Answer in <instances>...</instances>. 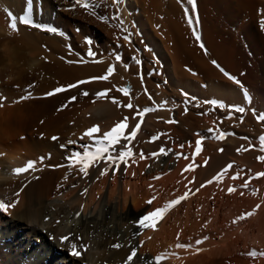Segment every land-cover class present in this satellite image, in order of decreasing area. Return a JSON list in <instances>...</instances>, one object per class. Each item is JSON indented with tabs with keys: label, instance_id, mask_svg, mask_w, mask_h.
<instances>
[{
	"label": "bare ground",
	"instance_id": "6f19581e",
	"mask_svg": "<svg viewBox=\"0 0 264 264\" xmlns=\"http://www.w3.org/2000/svg\"><path fill=\"white\" fill-rule=\"evenodd\" d=\"M94 2L108 22L75 0H0V199L19 201L0 212V264H126L133 250L132 264L161 253H168L161 264H264V256L249 255L264 252V177H258L264 121L257 119L264 114V0H195L194 8L187 0H121L119 12L112 0ZM29 3L37 21L61 31L24 25L11 31L7 13L19 17ZM189 15L198 23L189 25ZM112 65L108 80L94 79ZM79 81L87 83L47 95ZM125 87L131 97L117 91ZM105 90L108 98L97 99ZM149 107L156 110L143 117L131 142L135 155L119 170L101 175L109 165L97 161L85 177L66 167L72 152L91 143L80 140L87 129L99 125L102 134L128 117L130 131L140 120L136 109ZM219 131L235 135L214 139ZM161 148L168 154L151 155ZM28 161L37 162L36 170L15 175ZM185 192L189 198L156 230L139 227L140 218ZM64 236L70 241L62 243ZM71 243L81 256L70 254Z\"/></svg>",
	"mask_w": 264,
	"mask_h": 264
},
{
	"label": "snow or ice",
	"instance_id": "6c2138e0",
	"mask_svg": "<svg viewBox=\"0 0 264 264\" xmlns=\"http://www.w3.org/2000/svg\"><path fill=\"white\" fill-rule=\"evenodd\" d=\"M113 5L116 6V11L119 12V5L121 3V0H112ZM76 5L84 8L85 10H87L89 15L92 16H96L97 19H100L104 22H108V17L107 16H98L96 11H95V7L97 6L94 2V0H75ZM187 4L189 6H191L192 8L195 7V0H187ZM189 9L186 7L185 8V12L186 14L188 13ZM8 17L10 18V22H9V28L11 31L13 32H18L19 28L18 25H24V26H28V27H42L40 25H37L33 22V19L31 17L30 12L28 14L22 15L17 17L16 15H13L10 11L7 13ZM112 19H115L117 21H120V26H121V30L122 31H126V29L123 28V22L120 20V16L119 15H113ZM188 23L189 25H194L195 23H198V18L193 17L191 15L188 16ZM261 27H264V21H261ZM45 31H49V32H56V29L54 28H45L43 29ZM193 32H194V36L195 39L197 41H200V35L198 34V32L196 31L195 27H193ZM124 40L129 41L130 42V35H125L123 37ZM89 44H91V41H87ZM200 47L204 48L203 43H200ZM88 56H92L95 57V53L91 50V48H89V51L87 53ZM115 59L117 61L121 60V57L119 55H117L115 57ZM96 63H101L102 61H94ZM69 63H71V61H69ZM215 63V62H213ZM217 67H219L217 65ZM115 71V65H112L108 68L107 73L104 76L98 77V78H94V79H101V80H108V78L113 75ZM225 75H228L227 73H225ZM229 79H233L236 83H240L238 80H235L234 77L229 76ZM87 83V81H79L77 84H71L68 85L66 87H58L56 89H54L52 92L47 93L48 96H52L55 95L57 93H62L64 91H66L68 88H76L79 86V84H84ZM117 91L121 92L124 96H128L131 97V91L128 88H118ZM108 90H105L103 92L97 93V99L100 98H108ZM84 96L89 95L88 92H82L81 93ZM187 95V94H185ZM245 95H247V93H245ZM30 98L29 96H25L22 97V99H28ZM76 97H72V100H75ZM111 102L113 104H116L117 106L120 107H126L128 109H133L134 105L131 102H128L127 104H121L119 100L115 99V98H111ZM206 103H212L215 104V101H206ZM0 106H2V104H0ZM156 109L154 108H145L143 110L140 109H136L135 114L137 116L140 117L139 122H137L135 124V126L129 131V118L128 117H124V119L122 121H118L110 130L105 131L101 134V129L99 127V125H94L91 128L87 129L83 135L80 137V140H84L85 137L88 138V140L91 141V143L86 144L83 146V152L80 151H76V152H72L70 154L69 157H67L69 163L66 165V167H68L69 169L73 168V167H78V170L80 173H82L85 177L88 175L89 172V168L96 166L97 161H103L105 164H108L109 167H105L102 172L101 175H107L108 172L110 170H112V167L114 166L115 170H119L121 164H127L128 159L134 157V153L131 147V142L136 138L137 134L139 133V131L141 130V125L143 123V117L149 113L152 112ZM233 111L238 112V113H244L246 110L243 107H237V106H233ZM135 118V117H134ZM257 119L258 120H262L264 121V114L261 115H257ZM167 123H176L175 120H169L167 121ZM210 133L213 132V129H209L208 130ZM127 133V134H126ZM229 135H235L234 133H229V132H225V131H219L217 135H215L213 138L217 139V140H222L224 138H226ZM159 136L153 137V140L158 139ZM53 140H57L58 137H53ZM127 141V144H124L122 146V148L118 151H116V146L121 144V141ZM260 141V151L264 152V136H261L259 138ZM201 140H198L196 142V153L199 154V152L201 151ZM68 144H74L75 141L69 140L67 142ZM61 147H64V145H61ZM183 147V146H181ZM246 149H238V151H243ZM220 151L222 152L223 149H220ZM160 154L163 155H167L168 151H166L164 148H161L159 150V153H153L151 154L152 156L158 157ZM139 157L140 159H147L148 157L145 156V154L143 152L139 153ZM177 158H179V154L177 155ZM185 159H187L188 157H184ZM258 159L262 162H264V156H260L258 157ZM43 161V158H41V161ZM133 162H135V160H133ZM36 161H28L26 163L25 166L23 167H19L14 169V174L15 175H21L24 174L26 172H28L29 170H36ZM63 166V165H61ZM232 167V165H228L227 168H225L224 170H222L217 176L214 177V180L216 182H222L223 177L225 176V174L227 173V171ZM192 168V165H189L188 168L185 169V171H188L189 169ZM71 173H69L70 175ZM258 177H264V173H259ZM160 177H156V179H159ZM239 178V173H237L235 176L232 177V179H237ZM68 179V176H65V180ZM213 181H208V184H211ZM73 187H75V185H73ZM243 188H247L248 187V182H245L242 185ZM191 190H189L190 192ZM229 193H233L236 191L235 188H229ZM189 192H185L184 195L178 197L175 200H172L168 203H166L163 207L157 208L155 211H151L148 212L146 215H144L142 218L139 219L138 221V225L140 228H147V229H152V230H156L157 228V224L167 215V213L173 209L175 206L179 205L182 201L186 200L189 198ZM254 195L256 194L255 192L253 193ZM17 196H19V193L16 194ZM155 199V197H153V200ZM153 200H149L148 203L151 204L153 202ZM19 203V201H15V202H8L5 201L3 199H0V212L3 213H8L10 208H15L17 206V204ZM259 207V206H257ZM254 212H249L246 214V216L250 217L252 215H254ZM77 216H79V214H77ZM245 215H242L240 217H238V220H243L246 218ZM58 222V221H57ZM236 221H234L235 223ZM206 227V225H205ZM207 239V238H204ZM70 241V237L69 236H64L61 238V242L65 243V242H69ZM204 243V240H197L196 244H202ZM83 251H87V247L81 246ZM114 247L119 248L121 247V245L116 244L114 245ZM177 248H189L191 247V245H186V244H182V243H177L176 245ZM197 251H200L199 249ZM70 254L72 256L75 257H79L82 254L81 250H78L77 244L76 243H71V251ZM137 255L136 251L133 250L131 252V254L128 256L127 258V262L126 264H132L133 258H135ZM168 255V253H161L160 255L155 257L154 261H146V264H161V261ZM250 256L252 257H256L258 255L264 256V252H256L255 250H253L252 252L249 253Z\"/></svg>",
	"mask_w": 264,
	"mask_h": 264
},
{
	"label": "rangeland",
	"instance_id": "374dc122",
	"mask_svg": "<svg viewBox=\"0 0 264 264\" xmlns=\"http://www.w3.org/2000/svg\"><path fill=\"white\" fill-rule=\"evenodd\" d=\"M89 264H91V263H89Z\"/></svg>",
	"mask_w": 264,
	"mask_h": 264
}]
</instances>
